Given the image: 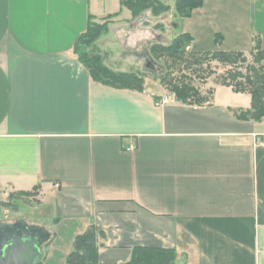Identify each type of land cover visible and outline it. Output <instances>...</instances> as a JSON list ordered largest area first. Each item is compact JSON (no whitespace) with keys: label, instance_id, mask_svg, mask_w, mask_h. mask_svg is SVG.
<instances>
[{"label":"crops","instance_id":"obj_1","mask_svg":"<svg viewBox=\"0 0 264 264\" xmlns=\"http://www.w3.org/2000/svg\"><path fill=\"white\" fill-rule=\"evenodd\" d=\"M98 1L0 0V187L36 192L21 219L52 234L41 264H66L91 224L100 264L136 246L175 248L177 264H264V119L236 115L251 94L215 84L204 104H157L165 91L95 80L77 41L125 9ZM250 3L233 35L248 56L264 48V0Z\"/></svg>","mask_w":264,"mask_h":264},{"label":"rangeland","instance_id":"obj_2","mask_svg":"<svg viewBox=\"0 0 264 264\" xmlns=\"http://www.w3.org/2000/svg\"><path fill=\"white\" fill-rule=\"evenodd\" d=\"M161 1L167 6L166 10L154 13L148 9L137 15L122 0L98 1L99 8L106 7L110 12L120 4L125 9L120 12L119 23L112 21L113 14L105 15L101 23L94 22L105 25L104 31L90 46L82 48L99 54L104 64L116 72L138 75L143 82L142 89L156 88L176 100L169 82H186L207 97L213 86L221 84V78L235 66L222 64L211 56H204L196 63L195 51L239 50L233 35L235 28L243 31L250 24V0H203L201 6L193 8L190 16L179 12L178 0ZM126 17L128 19H124ZM182 33H190L193 37L186 46L185 55V58L191 57V65L186 59L179 61L177 57L154 51L155 45L168 46ZM246 56L252 63L253 55ZM35 195L36 192L12 193L0 187V223H13L24 217L32 201H36Z\"/></svg>","mask_w":264,"mask_h":264},{"label":"trees","instance_id":"obj_3","mask_svg":"<svg viewBox=\"0 0 264 264\" xmlns=\"http://www.w3.org/2000/svg\"><path fill=\"white\" fill-rule=\"evenodd\" d=\"M134 15L144 10L151 9L154 13H159L167 9L161 0H122ZM203 0H178V10L184 16H190L193 8L201 6ZM104 26L91 22L88 30L83 33L76 44V52L80 61L88 68L93 78L105 84L119 88H131L143 90L142 79L135 73L116 72L107 67L99 54L83 50L96 40L103 31ZM193 41L190 33L179 34L173 42L168 45H155L154 51L168 54L178 58L179 61L186 59L191 65V57L185 58L186 46ZM253 61L249 63L246 54L242 51H216L197 52L195 51V62L198 63L204 56H211L222 64L235 66L234 70L221 78L223 85L231 86L236 92H248L252 101L249 109L236 111L239 119L261 121L264 119V48L260 43H256L252 51ZM195 63V65H196ZM176 99L182 102L204 104L210 100L209 96H203L200 90L191 87L189 83L169 82ZM29 194L28 192H21ZM105 233L95 224H91L86 231L75 237L71 252L67 257L66 264H100L99 248L100 238H104ZM52 238V234L49 241ZM178 254L175 248L136 246L131 259L125 264H177ZM41 264V262L39 263ZM186 264V263H185Z\"/></svg>","mask_w":264,"mask_h":264},{"label":"water","instance_id":"obj_4","mask_svg":"<svg viewBox=\"0 0 264 264\" xmlns=\"http://www.w3.org/2000/svg\"><path fill=\"white\" fill-rule=\"evenodd\" d=\"M50 237L46 227L24 219L0 223V264H39Z\"/></svg>","mask_w":264,"mask_h":264},{"label":"built area","instance_id":"obj_5","mask_svg":"<svg viewBox=\"0 0 264 264\" xmlns=\"http://www.w3.org/2000/svg\"><path fill=\"white\" fill-rule=\"evenodd\" d=\"M171 101L170 96L166 95L164 97H162V99L160 101L157 102V104H165Z\"/></svg>","mask_w":264,"mask_h":264},{"label":"flooded vegetation","instance_id":"obj_6","mask_svg":"<svg viewBox=\"0 0 264 264\" xmlns=\"http://www.w3.org/2000/svg\"><path fill=\"white\" fill-rule=\"evenodd\" d=\"M2 223H7V222H2ZM14 223V222H13Z\"/></svg>","mask_w":264,"mask_h":264}]
</instances>
